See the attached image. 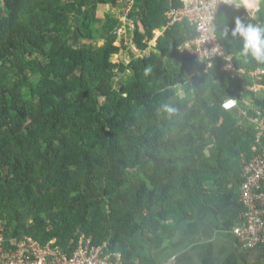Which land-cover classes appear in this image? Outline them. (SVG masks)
Returning a JSON list of instances; mask_svg holds the SVG:
<instances>
[{"label":"trees","instance_id":"obj_1","mask_svg":"<svg viewBox=\"0 0 264 264\" xmlns=\"http://www.w3.org/2000/svg\"><path fill=\"white\" fill-rule=\"evenodd\" d=\"M117 1L0 0V225L68 255L81 236L126 243L124 264H156L183 218L238 186L262 142L264 93L249 88H264V74L251 76L264 63L240 56L231 32L237 18L264 27V0L253 17L222 7L216 19L244 74L223 58L205 72L181 51L195 31L168 24L167 0H138L128 38L144 55L115 62L127 49L106 9Z\"/></svg>","mask_w":264,"mask_h":264},{"label":"built area","instance_id":"obj_2","mask_svg":"<svg viewBox=\"0 0 264 264\" xmlns=\"http://www.w3.org/2000/svg\"><path fill=\"white\" fill-rule=\"evenodd\" d=\"M181 8H174V0H167L166 12L169 25L181 20H187L194 28L195 37L188 40L181 51L187 52L198 63L200 68L206 72L215 60L223 58L226 64L222 69L244 74L243 70H235L231 57L224 51L218 41L216 19L219 10L227 7L238 10L243 7L239 0H179ZM256 8L262 0H254ZM136 0H118L117 7L107 6V11L118 20L116 27L117 46H121L124 40L125 56L141 57L135 44L128 38L134 30L135 18L132 15ZM246 9V8H245ZM248 10V9H246ZM258 10H248L251 17ZM117 59V58H116ZM264 74L262 69H257L251 76ZM194 76V74H192ZM254 91V90H253ZM230 105V106H229ZM225 110L236 107V101L229 100L223 105ZM254 123L258 129V139L262 140L259 148L254 147L255 154L247 162L240 175L239 183V211L232 233L236 243L243 250L264 248V115L256 111ZM7 238L4 228L0 225V264H124L122 250L109 248L106 244L102 246L93 245L91 240L81 236L71 254L54 242L45 245L38 241L25 237L20 241H14L10 247L6 246Z\"/></svg>","mask_w":264,"mask_h":264},{"label":"crops","instance_id":"obj_3","mask_svg":"<svg viewBox=\"0 0 264 264\" xmlns=\"http://www.w3.org/2000/svg\"><path fill=\"white\" fill-rule=\"evenodd\" d=\"M136 4L141 2L136 0ZM155 32L163 35L155 30L154 37ZM249 90L264 93L260 85ZM238 211L239 184L225 192L214 205L183 218L174 236L154 252L156 264H264V248L247 251L236 243L232 229ZM18 234L16 231L6 236L7 247L16 241Z\"/></svg>","mask_w":264,"mask_h":264},{"label":"clouds","instance_id":"obj_4","mask_svg":"<svg viewBox=\"0 0 264 264\" xmlns=\"http://www.w3.org/2000/svg\"><path fill=\"white\" fill-rule=\"evenodd\" d=\"M240 4H242L246 9L258 10L256 8V4L254 0H239V4H237V7H239ZM231 35L232 37H238L240 40V44H241L240 52H239L240 56L245 58L250 57L251 59H254L259 63H264V27L251 23L244 25L240 21V19L237 18L235 22V27L232 30ZM225 36H227V30L225 31ZM236 107H237V102H236ZM164 110L170 114L176 111L174 108L167 105L164 106ZM117 248L122 250V248L120 247Z\"/></svg>","mask_w":264,"mask_h":264},{"label":"rangeland","instance_id":"obj_5","mask_svg":"<svg viewBox=\"0 0 264 264\" xmlns=\"http://www.w3.org/2000/svg\"><path fill=\"white\" fill-rule=\"evenodd\" d=\"M79 1H81L80 3H81V5H84V4H88L89 2H91L92 0H79ZM252 10H254V9H252ZM160 34L161 33H158V32H155V37L153 38V40L150 42V45L151 46H154L156 43H157V41H158V36H160ZM75 39L76 38H74L73 40H72V42L71 43H74V44H76V41H75ZM77 40V39H76ZM79 43V41L77 40V44ZM102 44V41L101 42H99L97 45L98 46H100ZM130 55V54H129ZM117 58V59H116ZM120 61V60H127V56H125V54H120V55H118V56H116L115 58H114V61L116 62V61ZM125 246H126V243H123L122 244V248L124 249L125 248Z\"/></svg>","mask_w":264,"mask_h":264},{"label":"bare ground","instance_id":"obj_6","mask_svg":"<svg viewBox=\"0 0 264 264\" xmlns=\"http://www.w3.org/2000/svg\"><path fill=\"white\" fill-rule=\"evenodd\" d=\"M255 2V1H254ZM256 3V2H255ZM249 10H252V9H249Z\"/></svg>","mask_w":264,"mask_h":264},{"label":"snow or ice","instance_id":"obj_7","mask_svg":"<svg viewBox=\"0 0 264 264\" xmlns=\"http://www.w3.org/2000/svg\"><path fill=\"white\" fill-rule=\"evenodd\" d=\"M230 106V105H229Z\"/></svg>","mask_w":264,"mask_h":264}]
</instances>
